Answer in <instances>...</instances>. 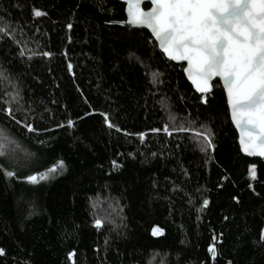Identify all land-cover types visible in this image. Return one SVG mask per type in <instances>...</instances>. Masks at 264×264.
Instances as JSON below:
<instances>
[{"label": "trees", "instance_id": "trees-1", "mask_svg": "<svg viewBox=\"0 0 264 264\" xmlns=\"http://www.w3.org/2000/svg\"><path fill=\"white\" fill-rule=\"evenodd\" d=\"M34 9L46 15L34 17ZM0 17V26L17 29L18 41L0 39V67L33 110L14 111L13 119L3 111L4 89H12L0 86V129L35 154L17 175L44 172L60 160L66 165L37 185L0 171V264H264V158L240 152L219 81L202 104L183 64L167 60L147 30L119 24L126 18L118 0H0ZM29 49L53 55L30 60ZM165 103L178 122L198 123L164 133ZM101 113L121 131L109 129ZM69 118L74 128L66 126ZM33 121L37 131L29 133L23 122ZM202 124L216 145L207 153L194 135ZM0 165L11 169L4 158ZM205 198L208 207L198 211ZM106 199L120 210L97 230L93 202ZM27 201L34 214L25 219ZM154 229L162 234L152 235Z\"/></svg>", "mask_w": 264, "mask_h": 264}, {"label": "snow or ice", "instance_id": "snow-or-ice-1", "mask_svg": "<svg viewBox=\"0 0 264 264\" xmlns=\"http://www.w3.org/2000/svg\"><path fill=\"white\" fill-rule=\"evenodd\" d=\"M123 2L128 5L126 12L129 25L149 29L169 60L186 61L187 66L183 70L196 91L201 94L202 104H208L207 95L211 94L214 78L218 77L222 81L232 123L240 130L241 150L250 155L256 154L264 157V0H123ZM144 3H150L151 7L145 9ZM44 15H46L45 12L33 10L34 17ZM2 21L3 18L0 17V22ZM66 27L71 29L73 25L69 22ZM16 31L17 29L4 22L0 26V39L9 37L18 43L15 41ZM28 53L30 60L35 55L48 58L53 55L48 51L42 54L37 53L32 49H29ZM18 55L21 57L25 55L23 48ZM73 67L71 63H68L69 73L73 72ZM160 75L162 74L159 72L153 74L152 83L154 85L158 82ZM5 83L11 87L12 91L4 89V94L8 99L5 101L7 106L3 111L13 116V119L15 118L14 111L32 112L30 107L25 108L22 103L23 97L16 80L8 69L0 67V86ZM161 100L166 101V97L162 96ZM162 110L168 116L162 131L168 135L174 132H188L198 123L191 120H179L178 122L179 118L171 112V106L167 103L163 105ZM101 115L109 129L115 128L117 132L121 131L118 124L112 122V117L108 113H101ZM17 123L22 122L17 121ZM23 126L29 133L37 131L34 121L32 123L23 122ZM64 126V124L57 125L60 128ZM66 126L74 128L75 121L69 118ZM200 128L201 130L195 134L197 146L201 152L207 153L216 147L214 137L211 129H208L206 125L202 124ZM159 131L161 129H151L153 133ZM145 135L144 132L138 134L142 143ZM40 143L46 142L40 141ZM18 152L24 153L22 158ZM34 156L35 154L21 149L14 138L5 130L0 129V158H4L11 165L10 170L0 165V171L6 179L16 178L28 185H37L59 174L66 167L63 160H60L44 172L18 176V172L27 168ZM112 163L113 168L120 167L115 161ZM249 177L253 180L256 178L254 166L249 169ZM251 187L252 185L249 184V188ZM233 199L239 202L237 197ZM23 200L22 195L18 202ZM26 203L30 207L25 219L34 214L31 202ZM208 205L209 200L203 199L198 211H202ZM93 226L100 230L104 226V221L96 217L93 219ZM161 234V229H154L152 232L154 236ZM213 239L215 241V237ZM260 240L264 242V228L260 230ZM208 252L213 259L219 254L215 244L208 247ZM4 254L5 250L0 248V255ZM72 255L73 253L70 252L68 258L71 259ZM228 264L232 262L229 261Z\"/></svg>", "mask_w": 264, "mask_h": 264}, {"label": "water", "instance_id": "water-1", "mask_svg": "<svg viewBox=\"0 0 264 264\" xmlns=\"http://www.w3.org/2000/svg\"><path fill=\"white\" fill-rule=\"evenodd\" d=\"M118 1L121 2L122 4H124V13H125V18H126L124 22H121V23H119V24H120V25H123V24H124V25L129 26V27H132V28L145 29V30H147V31L151 34L150 30L147 29V28H145V27H143V26H131V25H129V24L127 23V12H126V9H127L128 5H127L126 3H124L123 0H118ZM145 4H148V5H149L147 8H150V7H151V4H150V3H144V4H143V7H144ZM147 8H145V9H147ZM151 36H152V34H151ZM152 38L155 40V38H154L153 36H152ZM155 42H156V41H155ZM156 44H157V48H158V49L160 50V52L163 54L162 50H161L160 47H159L158 42H156ZM163 55H164V54H163ZM164 56H165V55H164ZM165 58H166L167 60H169L168 57L165 56ZM169 61H172V60H169ZM172 62H174V63H176V64H183V65H184V66H183V69H184V67L187 66L186 61H172ZM183 73H184V76H185L186 80L188 81V83H189V84L191 85V87L193 88V90H194L197 94L201 95L199 92L196 91V89H195V87L193 86L192 82L187 78V76H186L184 70H183ZM216 81H219L221 87H222L223 90H224V86H223L222 81H220V79H219L218 77L214 78L213 83L216 82ZM212 88H213V86H212ZM211 91H212V90H211ZM224 93H225V91H224ZM225 97H226V103H227V95H226V93H225ZM227 106H228V103H227ZM228 111H229V117H230V120H231V123H232V119H231V114H230L229 107H228ZM232 125H233V127H234V129L236 130V133H237V142H238V146H239L240 152H241L244 156H246V157H248V158H257V159L264 158V157H261V156L256 155V154H251V155H250L248 152H245V151H242V150H241V146H240V130H239V129L236 127V125H234L233 123H232Z\"/></svg>", "mask_w": 264, "mask_h": 264}, {"label": "rangeland", "instance_id": "rangeland-1", "mask_svg": "<svg viewBox=\"0 0 264 264\" xmlns=\"http://www.w3.org/2000/svg\"><path fill=\"white\" fill-rule=\"evenodd\" d=\"M196 130L199 131V128ZM197 131H195V134ZM93 208L95 210V218L98 217L101 218L103 221L109 222L110 219L118 216V212L120 210L118 202L112 199L99 200L93 202Z\"/></svg>", "mask_w": 264, "mask_h": 264}]
</instances>
